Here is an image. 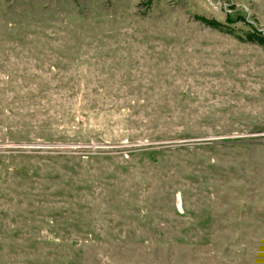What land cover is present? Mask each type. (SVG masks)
Returning a JSON list of instances; mask_svg holds the SVG:
<instances>
[{"label": "rangeland", "instance_id": "obj_1", "mask_svg": "<svg viewBox=\"0 0 264 264\" xmlns=\"http://www.w3.org/2000/svg\"><path fill=\"white\" fill-rule=\"evenodd\" d=\"M254 28L264 0H0V264H264Z\"/></svg>", "mask_w": 264, "mask_h": 264}, {"label": "trees", "instance_id": "obj_2", "mask_svg": "<svg viewBox=\"0 0 264 264\" xmlns=\"http://www.w3.org/2000/svg\"><path fill=\"white\" fill-rule=\"evenodd\" d=\"M197 19L201 23H203L204 25L210 28H213V29H216L222 32H226V33H231V34L234 33V30L230 28L227 24L217 21L215 19H208L203 16H197ZM239 38L247 42H252V43H256L261 46H264V32L257 28H254L252 32H247L244 37H239Z\"/></svg>", "mask_w": 264, "mask_h": 264}]
</instances>
